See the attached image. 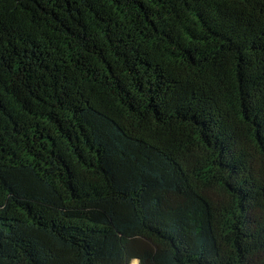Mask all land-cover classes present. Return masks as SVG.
Returning <instances> with one entry per match:
<instances>
[{
    "label": "trees",
    "instance_id": "trees-1",
    "mask_svg": "<svg viewBox=\"0 0 264 264\" xmlns=\"http://www.w3.org/2000/svg\"><path fill=\"white\" fill-rule=\"evenodd\" d=\"M264 264V0H0V264Z\"/></svg>",
    "mask_w": 264,
    "mask_h": 264
},
{
    "label": "bare ground",
    "instance_id": "bare-ground-1",
    "mask_svg": "<svg viewBox=\"0 0 264 264\" xmlns=\"http://www.w3.org/2000/svg\"><path fill=\"white\" fill-rule=\"evenodd\" d=\"M131 264H136V262H133V263H131Z\"/></svg>",
    "mask_w": 264,
    "mask_h": 264
},
{
    "label": "rangeland",
    "instance_id": "rangeland-1",
    "mask_svg": "<svg viewBox=\"0 0 264 264\" xmlns=\"http://www.w3.org/2000/svg\"><path fill=\"white\" fill-rule=\"evenodd\" d=\"M137 264V263H136Z\"/></svg>",
    "mask_w": 264,
    "mask_h": 264
}]
</instances>
